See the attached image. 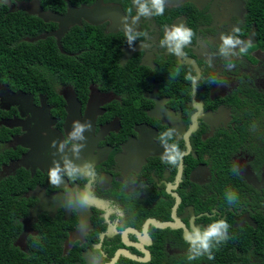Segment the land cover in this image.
Masks as SVG:
<instances>
[{
    "label": "flooded vegetation",
    "instance_id": "af4514ba",
    "mask_svg": "<svg viewBox=\"0 0 264 264\" xmlns=\"http://www.w3.org/2000/svg\"><path fill=\"white\" fill-rule=\"evenodd\" d=\"M34 1L3 2L49 55L40 84L0 83L13 264H264V0H165L162 16L150 0L147 16L133 0H36L41 17L22 10ZM173 26L193 32L179 54ZM214 220L228 239L209 260L185 237Z\"/></svg>",
    "mask_w": 264,
    "mask_h": 264
},
{
    "label": "trees",
    "instance_id": "16d2710c",
    "mask_svg": "<svg viewBox=\"0 0 264 264\" xmlns=\"http://www.w3.org/2000/svg\"><path fill=\"white\" fill-rule=\"evenodd\" d=\"M0 0V83L20 88L40 84L35 78L39 61L45 63L48 52H42L40 43L24 40L32 36L37 21L22 12H8ZM39 59V61H38ZM37 81V82H36ZM6 138V130L0 127V142ZM6 154L0 156V166L6 163ZM14 178L0 181V264H13L10 256V216L17 203L11 199L16 184ZM14 260V261H12ZM12 261V262H11ZM16 263V262H15Z\"/></svg>",
    "mask_w": 264,
    "mask_h": 264
},
{
    "label": "clouds",
    "instance_id": "9594fccd",
    "mask_svg": "<svg viewBox=\"0 0 264 264\" xmlns=\"http://www.w3.org/2000/svg\"><path fill=\"white\" fill-rule=\"evenodd\" d=\"M134 3L138 4L139 7L137 9V13L139 16H147L149 14V5L148 3H140V0H133ZM150 6L153 10L151 14L153 16H162L165 11V0H150ZM128 26H126L127 28ZM130 31V29H129ZM237 33H239V29H235ZM193 32L190 28H186L184 26H173L171 31L165 33V40L171 41L175 46L173 48V52L179 54L180 48L191 42ZM223 40L222 50H227L228 48L235 47L236 44L240 43V40L233 36H222ZM129 41L133 39L131 35L128 36ZM246 49L242 48L241 53L245 52ZM75 125V131L71 134L73 137H76L78 133L84 130V125H80L78 121L73 122ZM87 127H91L90 124L86 125ZM174 129H169L167 132L162 134L163 136H167L169 139L173 136ZM83 139V137H79ZM166 162L172 165L178 164L181 160L183 153L180 151L179 146L173 143L170 149L166 150ZM76 170L72 169L67 173L69 177H72L75 174ZM49 182L53 186H58L60 184L61 171L59 166L53 167L48 172ZM233 202H235L236 198L233 197ZM229 225L226 220H214L209 224L207 229H201L200 231H192L188 234L185 239L188 240L190 248L192 251L196 252L197 255H203L207 253L208 259H214L211 248L215 245H219L221 242L228 239L226 235ZM190 260L193 259L191 255L188 257Z\"/></svg>",
    "mask_w": 264,
    "mask_h": 264
},
{
    "label": "water",
    "instance_id": "95a60500",
    "mask_svg": "<svg viewBox=\"0 0 264 264\" xmlns=\"http://www.w3.org/2000/svg\"><path fill=\"white\" fill-rule=\"evenodd\" d=\"M33 5L35 6V9H36V10H32V11H31V10L27 9V7L22 8V10H23L24 12L29 13V14H32V15H38V16L41 17V15H40V13H41V9L39 8V6H38L36 0L33 2ZM32 12H34V13H32ZM53 20H54V18H53ZM0 125L4 126V127H6V128H11V127H12V126H11V125H12L11 122H1ZM14 127H15V126H14ZM20 163H21V161H19L17 164L20 165ZM14 165H16V164H14Z\"/></svg>",
    "mask_w": 264,
    "mask_h": 264
},
{
    "label": "bare ground",
    "instance_id": "6f19581e",
    "mask_svg": "<svg viewBox=\"0 0 264 264\" xmlns=\"http://www.w3.org/2000/svg\"><path fill=\"white\" fill-rule=\"evenodd\" d=\"M29 42V41H28Z\"/></svg>",
    "mask_w": 264,
    "mask_h": 264
}]
</instances>
